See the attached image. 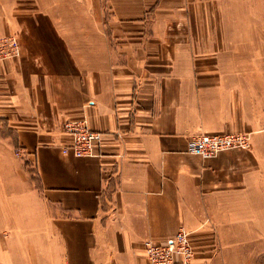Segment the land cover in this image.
I'll list each match as a JSON object with an SVG mask.
<instances>
[{
  "label": "crops",
  "instance_id": "0c3cea01",
  "mask_svg": "<svg viewBox=\"0 0 264 264\" xmlns=\"http://www.w3.org/2000/svg\"><path fill=\"white\" fill-rule=\"evenodd\" d=\"M8 34L0 264H149L143 241L180 227L190 264H264V27L213 0H0ZM81 120L95 155L61 150ZM233 131L249 146L186 151Z\"/></svg>",
  "mask_w": 264,
  "mask_h": 264
},
{
  "label": "built area",
  "instance_id": "2783aa9c",
  "mask_svg": "<svg viewBox=\"0 0 264 264\" xmlns=\"http://www.w3.org/2000/svg\"><path fill=\"white\" fill-rule=\"evenodd\" d=\"M19 44L14 35L0 36V59L12 57L19 53ZM70 134V142L62 147L63 153L75 156L95 155L102 132L87 127L84 121H67L64 124ZM248 133L233 131L219 134L200 133L191 135L187 139L186 151L209 158L219 151L229 148H245L249 146ZM14 153L20 156L22 149L14 148ZM144 254L149 264H190L193 248L189 238V231L180 227L170 238L156 241L145 239ZM178 258V260H177Z\"/></svg>",
  "mask_w": 264,
  "mask_h": 264
},
{
  "label": "rangeland",
  "instance_id": "374dc122",
  "mask_svg": "<svg viewBox=\"0 0 264 264\" xmlns=\"http://www.w3.org/2000/svg\"><path fill=\"white\" fill-rule=\"evenodd\" d=\"M213 14L216 15L218 23L223 21L229 25L250 24L262 28L264 27V0H213ZM241 50L236 48L233 52L241 54ZM249 50L250 55L263 54V48L256 47L254 51L252 48ZM18 55L19 53L12 57Z\"/></svg>",
  "mask_w": 264,
  "mask_h": 264
}]
</instances>
